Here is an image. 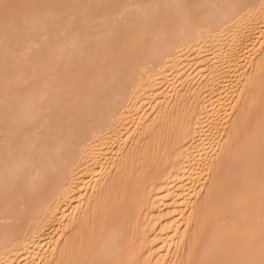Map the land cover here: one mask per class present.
<instances>
[{"label":"bare ground","instance_id":"obj_1","mask_svg":"<svg viewBox=\"0 0 264 264\" xmlns=\"http://www.w3.org/2000/svg\"><path fill=\"white\" fill-rule=\"evenodd\" d=\"M0 264H264V0H0Z\"/></svg>","mask_w":264,"mask_h":264}]
</instances>
